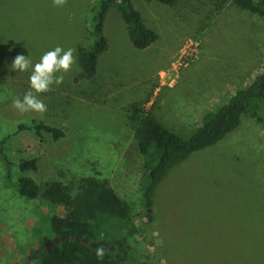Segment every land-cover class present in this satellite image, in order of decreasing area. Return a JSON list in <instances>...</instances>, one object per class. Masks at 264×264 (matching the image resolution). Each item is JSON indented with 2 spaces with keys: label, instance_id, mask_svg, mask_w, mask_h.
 <instances>
[{
  "label": "rangeland",
  "instance_id": "1",
  "mask_svg": "<svg viewBox=\"0 0 264 264\" xmlns=\"http://www.w3.org/2000/svg\"><path fill=\"white\" fill-rule=\"evenodd\" d=\"M98 2L67 0L55 7L52 0H0V140L13 165L12 182L23 175L16 166L23 159L38 160L37 171L25 175L39 186L60 181L71 196L83 178L100 174L131 205L135 233L125 229L117 236L126 235L124 264H264V124L243 116L223 140L175 167L156 189L152 224L141 205L142 157L125 115L140 101L166 127L190 135L205 112L264 70V18L231 1L217 12V0H176L173 6L132 0L158 36L139 50L111 7L103 23L108 49L98 56L95 76L75 82L78 49L93 42ZM56 46L74 48L76 62L62 84L39 94L47 111L14 109L30 76V70L11 69L14 58L29 55L34 65ZM242 60L251 72L240 85L234 74ZM33 122L62 130L63 137L17 130ZM63 213L20 197L0 159V264L32 259L50 217Z\"/></svg>",
  "mask_w": 264,
  "mask_h": 264
},
{
  "label": "trees",
  "instance_id": "2",
  "mask_svg": "<svg viewBox=\"0 0 264 264\" xmlns=\"http://www.w3.org/2000/svg\"><path fill=\"white\" fill-rule=\"evenodd\" d=\"M166 6H173L176 0H150ZM231 1L241 10L264 18V0H217L216 11L224 9ZM116 8L126 24L132 46L142 50L153 44L158 36L147 28L132 0H99L91 16L93 42L78 49V64L81 72L75 82L91 79L97 71L98 56L108 49L103 36V23L108 10ZM147 102V101H146ZM143 102H131L126 108V119L138 153L142 157V172L139 178L141 205L148 223L154 220L153 199L156 189L165 177L193 153L216 145L242 123L248 116L264 124V70L246 88L236 90L230 100L214 110L203 114L200 124L185 136L180 131L166 127ZM18 131L33 130L36 136L48 133L53 140L63 137L62 130L41 122L19 125ZM4 139L0 140V159L5 166V178L14 186L17 194L27 200H40L53 206L62 207V215H52L49 229L41 236L32 259L23 264H124L127 260L126 235L117 237L126 229L135 233L132 224L131 205L121 199L108 181L100 174L83 178L78 191L71 196L70 188L60 181H51L39 186L27 172H36L37 159L20 160L16 166L23 175L12 182V163L3 154ZM54 238H64L57 244ZM73 238V240H70ZM86 243H83L82 240ZM96 247H92V244ZM103 246L105 255L98 259L95 249ZM140 264H149L147 262Z\"/></svg>",
  "mask_w": 264,
  "mask_h": 264
},
{
  "label": "clouds",
  "instance_id": "3",
  "mask_svg": "<svg viewBox=\"0 0 264 264\" xmlns=\"http://www.w3.org/2000/svg\"><path fill=\"white\" fill-rule=\"evenodd\" d=\"M52 2L55 7H63L67 0H52ZM75 51L74 48L65 50L61 46H56L54 49L46 51L34 65L29 55L18 54L11 64V69L17 72L30 70L29 90L22 98L16 97L12 101V107L21 113H45L47 106L39 98V94L50 91L53 85L59 86L63 83L64 74L70 71L76 62ZM95 255L98 259H103L105 255L103 246H98L95 249Z\"/></svg>",
  "mask_w": 264,
  "mask_h": 264
},
{
  "label": "crops",
  "instance_id": "4",
  "mask_svg": "<svg viewBox=\"0 0 264 264\" xmlns=\"http://www.w3.org/2000/svg\"><path fill=\"white\" fill-rule=\"evenodd\" d=\"M119 12V11H118ZM120 13V12H119ZM122 17V16H121ZM107 51V50H106ZM240 64L241 65H238V67H237V73H235L234 74V78L238 81V83H236V84H240V85H242L243 83H241V82H244V81H246V79L248 78V75L250 74V72H251V68L250 69H248V70H246V64L247 63H244V60H242L241 62H240ZM247 66H249V65H247ZM241 68H243V70L241 69ZM256 77V76H255ZM254 80V78L253 79H251V81H250V83L252 82ZM250 83L249 84H247V85H243V86H241V87H238V89H241V88H246L247 86H249L250 85ZM235 85V84H234ZM235 86H238V85H235ZM238 89H236V90H238ZM152 224H153V222H152ZM158 237V236H157Z\"/></svg>",
  "mask_w": 264,
  "mask_h": 264
},
{
  "label": "water",
  "instance_id": "5",
  "mask_svg": "<svg viewBox=\"0 0 264 264\" xmlns=\"http://www.w3.org/2000/svg\"><path fill=\"white\" fill-rule=\"evenodd\" d=\"M63 239H64V238H60V239H58V238H54V239H53V242H54L55 244H57L60 240H63ZM70 240H73V238H70ZM82 242H83V243H86V241H85L84 239L82 240ZM91 246L94 248V247H96V244L93 243Z\"/></svg>",
  "mask_w": 264,
  "mask_h": 264
}]
</instances>
